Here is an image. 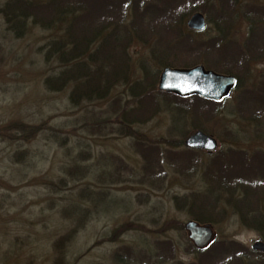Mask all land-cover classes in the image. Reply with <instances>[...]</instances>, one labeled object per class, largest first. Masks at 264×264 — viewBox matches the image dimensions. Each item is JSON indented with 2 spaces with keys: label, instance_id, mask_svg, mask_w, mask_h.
Wrapping results in <instances>:
<instances>
[{
  "label": "rangeland",
  "instance_id": "1",
  "mask_svg": "<svg viewBox=\"0 0 264 264\" xmlns=\"http://www.w3.org/2000/svg\"><path fill=\"white\" fill-rule=\"evenodd\" d=\"M6 1L0 0V264H201L199 254L187 251L183 227L197 222L187 197L207 193V174L233 164L231 155H224L228 150L245 152L247 159L255 156L252 165L260 167L235 170V164L233 172L249 183H264V59L250 62L230 96L213 106L211 117L191 118L188 112L176 131L171 111L159 107L151 120L125 132L119 113L136 104L128 87L117 86L104 100L78 105L69 100L70 89L48 92L44 79L56 64L44 61L42 46L58 41L61 30H46L26 19L25 32L16 36L1 13ZM146 1L160 2L145 0L139 13L131 4L123 16L129 31L139 15L148 20V13L140 14L150 4ZM207 2L168 1L176 7L181 3L185 12L174 19L178 36L185 33L189 41L204 44L222 36ZM234 2L231 38L243 45L254 31L252 40L259 39L264 0ZM194 13L205 17L201 32L187 28ZM142 36V41L131 38L128 48V86L143 82L144 66L161 93L157 85L163 67L151 58L156 40ZM203 58L196 64L204 65ZM32 127L36 130L28 133ZM196 131L216 140L213 153L184 154L180 144ZM190 159L197 161L190 164ZM219 195L212 223L197 222L210 225L216 234L214 244L201 253L210 260L206 264L218 258L224 264H264V254L251 250L254 242H264V232L242 222V217H252L234 210V200L228 204L224 199L229 194ZM234 196L240 197L241 190ZM230 247L240 249L239 257L226 255ZM169 253L170 259H161Z\"/></svg>",
  "mask_w": 264,
  "mask_h": 264
},
{
  "label": "trees",
  "instance_id": "2",
  "mask_svg": "<svg viewBox=\"0 0 264 264\" xmlns=\"http://www.w3.org/2000/svg\"><path fill=\"white\" fill-rule=\"evenodd\" d=\"M168 1L160 0V5L146 1L150 4L145 6L140 14L148 13V20L144 19L145 15H139L131 24V31L125 27L123 16L126 9L132 4L133 12L139 13L145 0H90L94 4L92 6L85 0H7L1 13L8 29L16 36L25 32L26 19H31L46 30H61L59 33L61 38L58 41L42 46L44 61L48 64L54 61L53 63L56 64L51 75H47L44 79V87L48 92L55 93L64 91L65 88L70 89L69 100L72 104L78 105L82 102L104 100L115 87L127 86L136 104L134 108L128 110L118 109L121 115H119L121 120L119 122L123 125L121 131L127 132L134 125L151 120L155 114L159 113V107L162 109L165 107L164 111H171L170 114L175 121L173 130L178 131L177 129L180 128L177 127V123L182 122L188 112L192 114L191 118L195 114H201L207 119L214 113L213 106L219 105L198 97L183 99L156 92L153 73L146 71L147 67L144 69V66L142 67L143 78H145L143 82L138 80L128 86V78L132 75L128 56V48L133 43L131 38L135 37L136 39L133 40L142 41L140 39L143 35L142 38L146 40L155 39L159 58L155 56L156 51L153 48L151 58L163 68H191L197 65L196 61L205 57L204 65H202L205 69L232 74L240 82L241 75L248 72L250 62L264 59V33L259 39L252 40L254 31L249 32L244 44H238L230 34L234 22L231 18L235 10L234 0H204L208 1L207 4L212 13L217 15L219 21L217 31L222 33V36L218 35V40L211 39L206 44L195 43L189 41L185 33L178 36L180 30L173 27L174 19L181 18L185 12H183L184 9H180L181 3L179 7H176L168 5ZM207 22L210 24L209 18ZM195 49L198 52L193 53L192 50ZM69 84L71 86H68ZM172 99L174 102L170 101ZM114 102L116 105L119 100L115 99ZM208 106L211 108L209 109ZM201 109L205 110L201 112ZM35 130L32 127L28 133H33ZM180 146H183V143ZM147 152L148 148L144 153L147 155ZM194 152L186 150L184 154L194 156ZM228 154L231 155L233 164L222 168L224 171L216 172V175L211 172L207 174V185H209L207 193L187 197L189 203L186 204L190 208V213L194 214L196 217L194 220L200 224L212 223L211 211L216 210L219 205V198H221L219 193L226 192L229 196L226 198L222 196V198L228 204L234 200V203L230 204L234 210L251 215L252 219L248 221L242 217V222L252 226L255 231L264 232V183H249V178L242 177L238 171L233 172L235 164L238 165L235 170L240 168L248 170L260 166H253L251 160L255 156L247 159L245 152L228 150L224 155ZM258 154L261 153H255L256 156ZM261 155L264 158V154ZM238 158L240 161L237 160ZM190 161V164H193L197 159H190ZM187 169L188 167L181 170ZM238 190H241L240 197L234 196ZM214 195L216 197H213ZM87 197L84 196V198ZM186 244L187 251L199 254L201 264L210 261L202 255L209 248L203 251L196 250L191 243ZM232 248L227 250L226 255L239 257L240 249L231 251ZM160 257L166 261L171 258V254L169 253L168 256L162 254ZM224 262L221 263V259L218 258L213 264H224ZM194 263L198 264L199 261Z\"/></svg>",
  "mask_w": 264,
  "mask_h": 264
},
{
  "label": "water",
  "instance_id": "3",
  "mask_svg": "<svg viewBox=\"0 0 264 264\" xmlns=\"http://www.w3.org/2000/svg\"><path fill=\"white\" fill-rule=\"evenodd\" d=\"M206 22L202 14L194 13L187 21V28L192 31H202ZM237 86V79L231 75H221L198 66L192 69H164L159 77L157 89L180 97L198 96L204 100L220 103L227 98ZM187 149L202 150L212 153L217 148L214 138L197 131L185 141ZM188 240L196 249H205L214 241L215 234L210 225H200L188 221L184 225ZM251 249L264 253V243L257 241Z\"/></svg>",
  "mask_w": 264,
  "mask_h": 264
}]
</instances>
